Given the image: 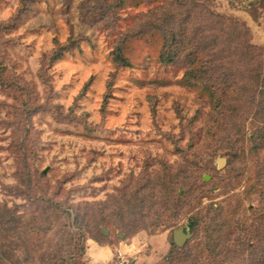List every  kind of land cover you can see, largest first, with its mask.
Returning a JSON list of instances; mask_svg holds the SVG:
<instances>
[{
    "label": "rangeland",
    "instance_id": "374dc122",
    "mask_svg": "<svg viewBox=\"0 0 264 264\" xmlns=\"http://www.w3.org/2000/svg\"><path fill=\"white\" fill-rule=\"evenodd\" d=\"M197 1L247 29L264 54V0ZM159 3L0 0V257L6 264H159L171 251L188 254L173 264L249 262L238 237L248 241V230L264 231V216L253 213L260 205L255 173L264 167V119L248 106L256 93L235 81L237 91L220 96L233 95L237 110L220 114L199 88L204 81L184 79L183 59L162 56L165 23L143 25ZM224 112H232L229 126L238 129L232 152L216 126ZM174 182L184 198L172 214L173 203L166 206L159 196ZM216 208L221 221L239 220L246 232L224 227L214 253L205 223L193 229L190 223ZM133 209L142 220L133 221L141 228L131 234L118 230V222H99L117 221L122 212L131 223ZM75 213L85 215L79 226ZM180 227L191 237L178 247L173 231Z\"/></svg>",
    "mask_w": 264,
    "mask_h": 264
},
{
    "label": "trees",
    "instance_id": "16d2710c",
    "mask_svg": "<svg viewBox=\"0 0 264 264\" xmlns=\"http://www.w3.org/2000/svg\"><path fill=\"white\" fill-rule=\"evenodd\" d=\"M157 6L151 8L143 17V25L148 24L150 27H154L157 20H162L165 23V28L162 30L164 38V48L162 50V56L166 57L170 62L175 61L177 58L183 59L184 73L183 77L187 81H204L200 85L202 91H205L214 104L217 107L219 105L222 114L223 111L229 112L230 110H237L234 106L233 95L229 98L220 96L221 93L233 92L237 88V81H245L241 86V90H253L256 93L255 96H251L249 100L250 107L256 109V118L264 119V54L260 47L251 43V35L247 29L240 26L238 22L226 23L218 14H214L209 8L199 3L197 0H159ZM181 7L185 8V15L181 12ZM184 20V21H183ZM226 20V19H225ZM184 30H180V27L175 29L178 24H183ZM170 27L173 28L170 30ZM115 56L122 60L126 64V59L121 55L120 51L115 52ZM236 81V82H235ZM247 81H250L248 83ZM196 86H199L196 85ZM250 88V89H249ZM238 89V88H237ZM237 91V90H236ZM236 93V92H235ZM233 107V108H232ZM253 115L252 120L258 123V120ZM229 122L235 123L233 120L232 112L227 117L225 112L219 119H217V125L220 135L224 138L228 145V152H232L235 143L238 142L237 133L238 129H234L233 126H229ZM264 122V120H263ZM258 127V124L256 125ZM264 128V126H263ZM221 130V131H220ZM213 135V133L211 134ZM235 137V138H234ZM261 140L264 141V131L261 136ZM257 173V174H256ZM257 180L253 186V193L257 194L259 198L260 207L255 208L254 214H260L264 216V167L256 172ZM176 181V179H175ZM177 183V182H176ZM176 183L169 186V193L165 195L161 193L159 196L160 202L163 201L164 205H170V201L173 203L174 208L178 211L183 207V193L176 189ZM184 190V189H183ZM166 191V190H165ZM154 195H156L154 193ZM151 194V197L154 196ZM171 198V200H168ZM144 199V198H142ZM163 205V206H164ZM187 205V203L185 204ZM135 209H143L142 204L136 205ZM167 207H164L166 210ZM137 210L131 211V216L137 214ZM213 215L210 213L207 215L196 217V220L191 219V228L193 229L196 224L205 223L206 228L209 231V247L210 250L216 253V250H220L219 243L214 242V237L218 235L224 227H232L240 231L241 224L239 220L232 219L231 222L227 220L221 221L223 217L222 208H216L212 210ZM139 212V210H138ZM166 212V211H164ZM69 216V213L66 212ZM138 214H141L139 212ZM117 221L110 222L109 219L100 218L99 222L103 223H115L118 230L124 232L133 233L137 228L138 223L133 221H141L142 218L133 217L132 222H125L122 212L116 213ZM84 216H80V213H75L74 223L80 224V219H84ZM227 219V218H224ZM80 221V222H79ZM84 221V220H83ZM96 222V223H99ZM83 228V227H80ZM259 229L248 230L246 234H250L252 239L246 241L242 240L239 236L238 241L247 250L249 255V262L245 260V264H264V231L260 236ZM103 233V231H102ZM245 234V235H246ZM104 235V233H103ZM174 243V242H173ZM228 250H231L227 247ZM83 252V248L81 249ZM184 257L178 258L172 251L163 258V263L173 264L174 262L187 261ZM0 264H6L2 257H0ZM51 264H67V259H60L54 261Z\"/></svg>",
    "mask_w": 264,
    "mask_h": 264
},
{
    "label": "water",
    "instance_id": "95a60500",
    "mask_svg": "<svg viewBox=\"0 0 264 264\" xmlns=\"http://www.w3.org/2000/svg\"><path fill=\"white\" fill-rule=\"evenodd\" d=\"M224 164V159L218 158V165L222 166ZM103 233L106 235L107 230L103 229ZM191 237V232L185 228L180 227L173 231V242L176 246H182Z\"/></svg>",
    "mask_w": 264,
    "mask_h": 264
},
{
    "label": "crops",
    "instance_id": "0c3cea01",
    "mask_svg": "<svg viewBox=\"0 0 264 264\" xmlns=\"http://www.w3.org/2000/svg\"><path fill=\"white\" fill-rule=\"evenodd\" d=\"M101 247H103V246H101Z\"/></svg>",
    "mask_w": 264,
    "mask_h": 264
}]
</instances>
